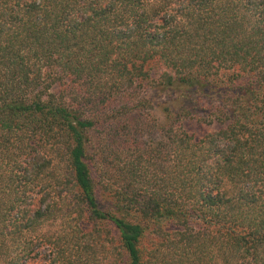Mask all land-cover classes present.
<instances>
[{
    "label": "trees",
    "instance_id": "obj_1",
    "mask_svg": "<svg viewBox=\"0 0 264 264\" xmlns=\"http://www.w3.org/2000/svg\"><path fill=\"white\" fill-rule=\"evenodd\" d=\"M39 248L264 264V0H0V264Z\"/></svg>",
    "mask_w": 264,
    "mask_h": 264
},
{
    "label": "rangeland",
    "instance_id": "obj_2",
    "mask_svg": "<svg viewBox=\"0 0 264 264\" xmlns=\"http://www.w3.org/2000/svg\"><path fill=\"white\" fill-rule=\"evenodd\" d=\"M193 131H195L197 134H203L205 132H208L210 130L216 129L218 126L217 125H206L204 123L199 124H194L191 126ZM49 252L48 250L46 251L43 248H39V251L37 252V258L36 261L39 264H48L49 263Z\"/></svg>",
    "mask_w": 264,
    "mask_h": 264
}]
</instances>
